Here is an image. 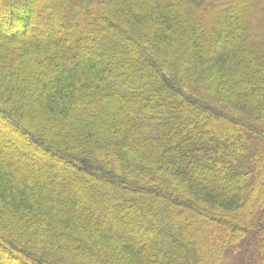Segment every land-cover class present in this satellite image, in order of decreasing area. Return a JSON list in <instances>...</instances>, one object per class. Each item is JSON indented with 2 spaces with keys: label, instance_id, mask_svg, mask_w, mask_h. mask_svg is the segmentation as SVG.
Returning a JSON list of instances; mask_svg holds the SVG:
<instances>
[{
  "label": "trees",
  "instance_id": "trees-1",
  "mask_svg": "<svg viewBox=\"0 0 264 264\" xmlns=\"http://www.w3.org/2000/svg\"><path fill=\"white\" fill-rule=\"evenodd\" d=\"M0 264H264V0H0Z\"/></svg>",
  "mask_w": 264,
  "mask_h": 264
},
{
  "label": "rangeland",
  "instance_id": "rangeland-1",
  "mask_svg": "<svg viewBox=\"0 0 264 264\" xmlns=\"http://www.w3.org/2000/svg\"><path fill=\"white\" fill-rule=\"evenodd\" d=\"M8 134H9L10 137H12V139H14V138L16 139V136H15L13 133L8 132ZM16 140H17V139H16ZM21 144H22V143H21ZM22 145H23V144H22ZM22 145H21V146H22Z\"/></svg>",
  "mask_w": 264,
  "mask_h": 264
}]
</instances>
